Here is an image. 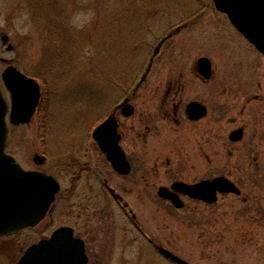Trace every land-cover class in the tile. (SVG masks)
Returning <instances> with one entry per match:
<instances>
[{
    "label": "rangeland",
    "instance_id": "rangeland-1",
    "mask_svg": "<svg viewBox=\"0 0 264 264\" xmlns=\"http://www.w3.org/2000/svg\"><path fill=\"white\" fill-rule=\"evenodd\" d=\"M202 55L213 67L206 81L196 70ZM0 57V75L11 58L45 85L40 117L12 130L13 149L24 158L29 148L31 166L66 188L77 162L90 165L53 212L58 225L76 213L94 225L98 264H174V255L186 264H264V54L213 0H0ZM125 99L135 105L131 116L120 112ZM192 100L207 105L205 117H187ZM111 112L128 175L92 137ZM239 127L244 137L231 140ZM218 175L241 193L213 203L183 195L181 208L157 194L175 180ZM47 219L0 239V264H16L49 233Z\"/></svg>",
    "mask_w": 264,
    "mask_h": 264
},
{
    "label": "water",
    "instance_id": "water-1",
    "mask_svg": "<svg viewBox=\"0 0 264 264\" xmlns=\"http://www.w3.org/2000/svg\"><path fill=\"white\" fill-rule=\"evenodd\" d=\"M213 1L217 9L226 13L232 24L264 54V0ZM4 38L7 39V36ZM197 65L206 79L212 76V63L208 57H200ZM13 70L8 67L4 72L8 85ZM17 74L26 78L19 71ZM146 74L147 72L142 79ZM26 80L28 83L32 82V87L35 84V91L30 105L26 106V111L18 112L16 118H13L16 123L30 121L38 104L39 84L33 78ZM6 109L7 104L0 93V175H3L5 170L8 171V175L10 174V178L0 180V234L14 233L24 227L38 224L45 217L60 189V183L53 174L36 169L23 170L17 159L6 153L8 135ZM134 112L135 106L126 101L122 106V114L131 116ZM186 113L191 120H198L207 115L208 108L202 102L193 100L186 105ZM118 127L117 117L111 114L94 129L93 136L113 168L121 174H128L131 171V163L120 143L122 134ZM243 137V127L230 133V139L234 141H239ZM229 192L240 194L241 189L225 175L194 183L176 180L171 187L161 185L158 188L159 196L170 200L178 208L185 204L180 193L213 203L218 200L219 193ZM87 262L88 256L83 239L74 235L72 227L61 226L49 238L30 245L18 264H87Z\"/></svg>",
    "mask_w": 264,
    "mask_h": 264
},
{
    "label": "flooded vegetation",
    "instance_id": "flooded-vegetation-1",
    "mask_svg": "<svg viewBox=\"0 0 264 264\" xmlns=\"http://www.w3.org/2000/svg\"><path fill=\"white\" fill-rule=\"evenodd\" d=\"M42 28L39 27V29H38L39 33H40V38L43 42H46L48 40V37L47 36L43 37V32L45 31V28L44 27H42ZM34 30L36 33H38L36 30V25H35ZM5 35L7 36V39L4 38ZM29 38L31 39V37H29ZM2 40L5 43L9 44V50L14 49L15 46L12 43H10V36L8 34L3 33L2 34ZM203 56L208 57L207 55H202L200 57H203ZM198 59L196 61V70H197L198 74L203 78V80L206 81L207 79H205L199 71V68L197 65ZM0 61L5 62L7 60L4 57H0ZM8 67H11L12 69H14L13 72L9 76L10 85L7 84L6 78L4 77V72ZM18 71L20 73H22L26 78H34L35 81L39 84L38 104L36 106V109H35L32 117H31V120L29 122H26V123L25 122L24 123H22V122L16 123L14 121V119L16 118L18 112L26 111V106L30 105L31 99H32V94L35 91V84L32 87V84H31L32 82L28 83L26 78L19 76L17 74ZM0 78L2 81V84H0V93H1L2 99H4L6 104H7L6 115H5V119H6L7 125H8V137H7L6 153L15 157L17 159V161L19 162V164L21 165V167L23 168V170H31L33 167L31 166V155H30L31 153H30L29 148H27V150H25V156L23 158V157H21V154L19 153V151L14 150L13 147L11 146L12 130L14 128H17V127L20 128L22 126L30 124V122L32 121L33 118H35L37 120L39 119V117L42 113L41 110H42L43 101H44V97H45V85H44L43 80L41 78L30 74L28 70L20 67V64L15 62L14 59L11 60V58H10V61L8 60V62L4 64L3 70L1 71ZM125 101H126V99L119 105L120 112L122 109V104ZM110 114L117 115L116 112H111ZM19 136H20V134H19ZM17 137H18V135L16 136V138ZM22 138L25 139L24 137H22ZM19 140H21V139H19ZM35 159L37 161H39V157L36 156ZM81 162L82 161L77 162L78 164L73 167V170H74L73 171V178H72V182L69 184L68 188L64 187L62 180L57 176V174L50 172L46 169H40V170H44L47 173L53 174L54 177L60 183V190L56 194L55 201L52 203L49 211L47 212V215L45 216V218H48V219L45 222L46 227H45V230L43 232L48 231L50 229L49 233L42 234L43 236L41 238L49 237L58 227H60L62 225L70 226L73 228L74 235L82 238L85 242V248H86V252L88 255L87 264H98V263H100V261L97 260V258L95 259V257L91 256L92 252L94 253L96 250V242H95L96 238H94V232H95L94 225H92L90 222H88L87 225H84V226L81 225L80 224L81 222H79V221H82L81 220L82 214H78V213H76V215H73L76 218L72 224H60V225H58L57 223H54L55 221L57 222V218H56V216H54L53 211H55V207H56L55 204L57 203L58 198H60L62 194H64L65 196L73 195L76 192V190L79 188L80 182L82 181L84 174H86V172L90 169V165H85L84 163H81ZM13 165H14V169H15V164H13ZM5 168H7V166ZM36 169H38V168H36ZM8 177L10 178V174L8 175V171L5 170L3 175L2 174L0 175V180L4 181ZM108 188H109L110 192H112L114 197L118 198L116 192L110 186H108ZM28 228H30V227H28ZM28 228H25L23 230H26ZM23 230H21V231H23ZM21 231L15 233V234L0 235V239L6 238V237L12 238L14 235L19 234ZM41 238H39V239H41ZM154 248L156 250L155 251L156 255L159 256L161 246H159V244L157 243L154 245ZM162 249H163V251H166V250H164L165 248L162 247ZM172 258H174L172 260L173 261L172 263H174V264H186V262H184L185 260L180 258L179 256L174 255ZM18 260H17L16 264L18 263ZM187 264H189V263H187Z\"/></svg>",
    "mask_w": 264,
    "mask_h": 264
}]
</instances>
